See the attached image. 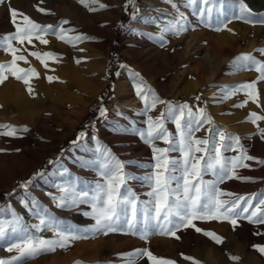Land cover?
<instances>
[{"label": "rangeland", "instance_id": "rangeland-1", "mask_svg": "<svg viewBox=\"0 0 264 264\" xmlns=\"http://www.w3.org/2000/svg\"><path fill=\"white\" fill-rule=\"evenodd\" d=\"M1 1L8 3L10 0H0V23L4 21L10 22L8 17L11 14V9L17 10L18 14L23 12L13 3L14 1L11 0V4L7 7ZM151 1L157 6V15L170 17L169 6L165 0ZM88 3L93 10H89V7H85L78 1L79 10L81 12L90 11L89 13H95L96 15L98 12V15L102 16L105 14L108 16L110 12L105 10L106 7L112 9L110 3L103 8L99 7L103 4H99L97 1L94 4L88 0ZM127 3L128 0H122L121 13L115 25V30H111L108 25L102 28V30L105 29V32L111 35L107 42L108 44L106 43L104 46L107 57L105 63H102V57L99 55L100 53H97V61L91 63V65L93 64V69L85 71L83 78L86 83L80 87L79 96L86 98L90 93L94 95L82 115L78 116L74 107L65 109L62 115H59L51 109L52 99H47L44 102L46 105H39V109L33 118L16 119L2 123L3 125H11L21 131H18L14 136L0 135V223L7 224L18 216L34 235L43 239H53L52 231L45 229L37 232L34 228L35 225L39 224V219L36 216V210L33 205L38 204L63 225L72 226L75 230L73 234L86 237L70 240L66 248L57 247L55 251L41 253L35 258L28 259L27 264H127V261L122 256L137 249H147L155 257L174 261L175 264H193V260L199 262V264H264V255L253 247L254 245L264 246V237L257 244H253L251 236L245 235L241 229L244 219L238 220L235 227L227 220L193 221L196 227L222 237L223 242L219 244L205 236L203 232H197L193 227L181 228L177 231L176 236L179 239L169 235L153 234L145 241L136 235L125 234L124 232H110L105 235L103 232L90 231L94 227L95 221L89 215L91 212L89 205L79 204L60 208L52 199V197L62 195L58 191V186L72 182V180L51 181L56 177L58 171H62V160L66 153L67 155L70 153V156L75 154L70 149L83 143L92 134L102 137V129H113L116 127L121 130L123 129V124L134 122L125 117V119L128 118V121L116 124L111 122V119L115 114L117 116L115 98L118 92V77L121 73L132 70L131 57L127 54L124 44L127 41V36L135 33V31L144 33L147 38L155 30V33H159L160 36L167 35L171 38H164L160 42V49L166 50V60L163 62V69L159 73V79L163 84V92H158V95L159 98H162L167 103L157 104L156 108L152 110L153 112L150 111L149 113L157 117L165 112L167 104H187L194 112L198 109H204L207 115L211 117L213 123L205 124V130L195 133L197 138H206L209 135L206 129L213 128L225 130L228 134L238 136L245 148H247L248 144H252V139H254V151L258 153L252 151L253 149L247 148L248 154L264 160V139L259 135V130L264 129V120L257 121L256 124L249 122L250 114L253 112L264 116V80H259L256 83L255 92L258 93V104L243 91L236 93L230 98H225L227 89L258 81V72L255 70H242L235 65V61L243 55H252L257 60L264 62V54H262L264 52V39L259 37V33H256V28L264 27V24L232 20L231 23L227 24L228 28L232 30L242 29L246 33L251 34V36L257 34L259 37L257 40L258 44L256 43V46L255 44H249V46L247 44L242 46L243 48L235 49L227 58L215 55L214 61H205V64L199 56L192 58L186 54L187 47L179 39L178 35L171 32L162 33L160 27L154 28L152 31L153 28L150 27V22L156 23L157 26L160 25L159 22L150 20L149 24H142L144 27H139L138 21L145 9L144 0H135V8L126 7ZM182 8L183 10H180L188 17L194 33L200 34L207 29V27L199 23L197 17H193L189 13L188 8ZM23 13L31 20L38 21L31 16L29 10H25ZM252 13L254 14L253 19L258 20L264 17V12L256 14L252 11ZM37 23L40 22L38 21ZM220 33V31L213 30V34L216 37ZM102 37L105 38L106 35L103 34ZM4 53L6 52L0 49V54ZM5 60V58L1 57L0 64L6 62ZM153 91L157 93L155 90ZM102 109L105 110V115L103 116L101 115ZM140 113L142 112L140 111ZM140 113L135 112L132 117H140L142 115ZM72 121L74 123L73 126L69 124ZM223 121L228 125H225ZM59 125L63 126V128L60 129ZM134 127L135 131L139 129L136 125ZM166 127L169 131L173 129V133H175V125L171 121L166 122ZM244 127L248 128V130L245 131ZM23 129H27V131H23ZM248 133L249 135H247ZM135 136L139 137L138 135ZM158 146L167 147L162 142L158 143ZM96 152L94 160L98 161L100 153L97 150ZM42 153H44L43 157H41ZM171 155L178 156L179 154L171 153ZM224 155L230 158L239 155V151L225 152ZM145 161L152 162V160L148 159H145ZM245 163L250 165L251 168L249 170L253 168L259 173L251 172V174H248L244 172L245 168H239L237 169L239 176L257 175L264 180V166L254 161H245ZM149 171V168L138 165H132L129 169L130 175L137 177H142ZM204 179L212 180L214 178L211 175H206ZM90 180H87L82 186L78 185V190L94 186L100 180L98 163L97 176ZM128 184L137 193L140 200L148 199L146 193L150 189L142 184L141 181L131 180ZM252 184V181L229 179L220 184L219 187L227 192L241 196L255 195L258 197L261 193H264L263 185L257 188ZM45 189H50L51 192L55 191L57 195L52 196L49 202L41 199L39 201L32 199L33 203L30 208L34 219L26 220L21 218L20 214L15 213L17 209L13 204H7L17 196V202L23 199L22 195L25 191L31 190L35 192L38 190L43 195L46 193ZM43 190L45 191L43 192ZM29 197H31V194ZM253 203L255 204L256 201H253ZM6 209L10 210V216H7ZM253 225L257 226L256 223H253ZM12 242L13 239L10 235L0 238V260L7 261L17 255L16 252L7 251L8 246ZM184 257H191L193 260H188ZM230 257H238L239 260L233 261ZM137 264H151V261L147 257H142L137 261Z\"/></svg>", "mask_w": 264, "mask_h": 264}, {"label": "snow or ice", "instance_id": "snow-or-ice-1", "mask_svg": "<svg viewBox=\"0 0 264 264\" xmlns=\"http://www.w3.org/2000/svg\"><path fill=\"white\" fill-rule=\"evenodd\" d=\"M85 7L90 8L88 0H79ZM96 0H91L95 3ZM176 15L171 20L162 22V33H173L179 35L187 31L190 25L188 17L180 10L181 7L188 8L192 15L196 16L199 23L215 31L226 28L232 20H241L245 23H262L264 17L253 19L252 10L245 0H184L182 5H177L175 0H165ZM101 8L106 5H100ZM126 7L135 8V0H128ZM43 11V10H41ZM18 12L11 9L12 22L16 25V31L7 35H0V49L10 53L13 57L10 64H0V83H3L10 72L17 80L28 83V76L35 74V70L25 71L17 67V60H24V56H18L19 48L14 43L23 44L25 41L32 42L33 37L41 43H47L43 37L54 34L65 43L75 46L77 42L88 39L84 36H71L68 30L62 26L54 29L51 25L42 26L23 16V27L17 24ZM63 21L62 24H67ZM162 41L163 35L159 37ZM264 54V52H262ZM33 56L41 58V54L33 52ZM44 56L55 57L53 53H44ZM235 65L242 70H255L259 73L258 81L245 83L238 87L227 89L225 98H230L238 92L243 91L257 104L258 93L255 92L256 83L264 80V62L257 60L252 55H243L235 61ZM20 73H24L21 75ZM139 79L135 82L136 95L144 102L145 114L154 110L157 104H166L154 91L146 85L139 73H133ZM52 77H48L51 82ZM251 90V91H250ZM31 92V88H29ZM243 106V105H238ZM105 115V110H101ZM264 120V116L255 112L250 114L249 122L256 124ZM171 121L175 125V133L170 132L166 122ZM213 121L204 109H193L187 104H167L165 112L157 117L147 116L146 128L137 129L135 134L152 150L153 163L142 165L150 171L137 177L125 171L124 163L113 155L109 148L99 146L100 153L98 163V175L100 180L94 186L79 189L77 182H70L58 186L62 193L59 197H52L60 208L87 204L91 208L90 217L95 225L90 231L124 232L136 235L147 241L153 234L176 236L181 228L193 227L197 232L203 234L216 243H222V237L213 232L204 231L195 226L194 220H227L236 226L240 219H247L250 223L264 224V193L258 197L241 196L227 192L219 187L229 179L250 181L251 178L241 177L237 169L248 168L250 165L245 161H254L264 166V160H260L248 154L238 136L226 133L225 130L208 128L209 135L206 138H197L195 133L205 130V124ZM20 129L11 125H0V135L14 136ZM27 131V129H23ZM259 135L264 139V129L259 130ZM162 142L167 147H159ZM239 151V155L226 157L225 152ZM171 153H178L172 156ZM199 154V155H198ZM211 175L214 179L206 180L204 177ZM139 180L150 190L146 193L148 199L140 200V197L128 182ZM253 201H256L254 204ZM39 224L34 228L37 232L45 229L53 232V239H43L32 233L22 223L18 216L7 224L0 223V238L11 236L13 242L7 248L9 252H16L11 260H0V264H27L28 259L37 255L55 251L57 247L66 248L70 240L86 238L73 234L72 226L63 225L55 217L48 214L46 209L34 204ZM254 248L264 255V246L254 245ZM147 257L151 264H175L174 261L159 259L147 249H137L122 256L127 264H137V261ZM193 260L191 257H184ZM238 261V257H230ZM193 264L199 262L193 260Z\"/></svg>", "mask_w": 264, "mask_h": 264}, {"label": "bare ground", "instance_id": "bare-ground-1", "mask_svg": "<svg viewBox=\"0 0 264 264\" xmlns=\"http://www.w3.org/2000/svg\"><path fill=\"white\" fill-rule=\"evenodd\" d=\"M12 1H14L13 3L23 12L29 10L31 16L37 19L40 25H51L54 29H58L62 26L64 29L68 30L69 35L84 36L88 39L79 41L75 46H72L50 33L43 37L47 40L46 44L41 43L40 40L34 37L31 43L27 41L23 44L15 43L14 47L19 48L17 55L26 58V61L17 60V67L24 69L26 72L34 69L35 74L27 77L28 83L26 84L22 80H17L10 72H5L7 79H5L3 83H0V124L16 119L33 118L39 109V105H43L47 99H52L51 109L59 115H62L63 111L69 107H74L76 110L75 113L78 116L82 115L87 104L94 95L90 93L86 98H81L79 96L78 92L80 87L86 83L83 78L85 71H91L93 69V64L91 65V63L97 61V53H100L99 55L102 57L101 61L105 63L107 54L104 46L111 35L105 32V29H103V31L102 28L108 25L111 30H115V25L121 13L120 6L122 0H96L99 4L102 3L106 5L110 3L112 5V9L110 7H106L105 9L112 14L111 16H109L110 14L108 16L105 14L101 16L98 15V12L97 15L95 13H92V15L89 13L90 11L81 12L78 8L79 0ZM10 2L11 0L8 3H3L1 1L5 7L9 6L11 4ZM144 2L145 9L142 17L138 21L140 28H142L143 25L149 24L150 20H154L159 22L160 25L157 26L156 23L150 22V27L153 28V31L154 28H161L163 21L171 20L176 15L175 9L168 3L170 17H164L157 15V6H155L151 0H144ZM183 2L184 0H175L177 5H182ZM245 3L256 14L264 12V0H245ZM180 9L183 10L182 7ZM94 11L96 12V10ZM23 12L17 17V24H20L21 27H23V16H25ZM189 13L192 15L190 10ZM192 16L196 17L194 15ZM9 18L10 22L4 21L0 23V35H7L16 31V25L12 22L11 14L8 19ZM38 21H36V23ZM63 21H68V23L62 24ZM220 32V35L216 37L213 34V29L207 27V29L203 30L200 34H196L189 25L188 30L182 32L178 36L187 47L186 54L192 58L199 56L204 63L205 61H214L215 55L227 58L235 49H239L247 44L248 46L249 44H255L256 46L259 37L264 39V27L256 28V33H259V37L257 34L251 36V34L246 33V31L242 29L232 30L227 26ZM103 34L106 35L105 38L102 37ZM159 37L160 34L155 33V30L147 38L144 36V33L135 31V33L127 36V41L124 44L127 54L131 57L132 70L125 71L118 77V92L115 98L117 116H115V114L111 122L116 124L123 123L129 118L131 121H134V124L125 123L121 130L116 127L113 129H102V137L92 134L83 143L74 146L70 150L75 154L73 153L74 155L70 156V153H68L69 155L66 153V156L62 160L63 169L57 172L56 177L51 180L52 182L72 180V182H77L79 186H82L87 180L97 176V160H94V155L97 153V149L95 148L101 145L109 148L113 155L124 163L125 171L129 174V169L132 165L142 166L154 162L152 160L153 153L151 147L144 144L139 137L135 136L134 125L141 130L146 128L147 116L151 115L154 117V114H144V102L136 95V89L134 87L135 82L139 78L134 77L133 73H139V76L143 78L146 85L157 92L155 94L158 97V92H163V84L159 79V73L163 69V62L166 60V50L160 49L161 40ZM163 37L171 39L167 35ZM33 52L40 53L41 58L33 56ZM44 53H53L55 57L58 58L44 56ZM1 57L6 59V62H2L1 64H10L13 59L12 55L7 52L0 54V58ZM20 74L23 75L24 73ZM48 77L53 78L51 82L48 80ZM29 88H31V92ZM140 111L142 113H140ZM135 112L142 115L137 114L140 115V117L134 118L132 116H134ZM125 117L128 118L125 119ZM223 122L225 125H228L225 121ZM69 124L72 126L74 125L73 121L69 122ZM59 127L60 129L63 128L61 125H59ZM119 127L121 126L119 125ZM244 130L246 131L248 128ZM170 131L173 132L174 130L170 129ZM247 135H249V133ZM253 140L254 139H252L251 142L252 144H248L247 146V148L253 149L252 151H254ZM255 153L258 152L256 151ZM43 156L44 153H42L41 157ZM68 156L70 157L68 158ZM145 159L152 160V162H147ZM250 168L251 167L245 168L244 172L248 174H251V172H258L253 168L249 170ZM246 177L251 178L250 181H252V185L255 187L264 186V180L257 175ZM50 189H45L46 193L43 195H41L38 190L35 192L31 190V192L25 191L22 195L24 198L20 200L21 202H17V196L7 204H13L17 209L15 213L20 214L22 216L21 218L26 220L34 219L33 212L30 208L33 200L39 201L41 199L49 202L52 196L57 195V192H51ZM45 190H43V192ZM30 194L31 197H29ZM9 211L10 210L6 209L7 216H10ZM256 224L257 226H254L253 223L244 219L241 227L245 235L251 236L253 244H257L259 240L264 237V224Z\"/></svg>", "mask_w": 264, "mask_h": 264}]
</instances>
